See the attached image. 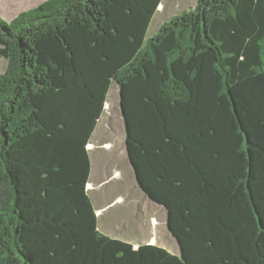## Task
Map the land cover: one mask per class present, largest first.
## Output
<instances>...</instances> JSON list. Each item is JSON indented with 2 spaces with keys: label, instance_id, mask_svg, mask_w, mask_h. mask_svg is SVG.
Masks as SVG:
<instances>
[{
  "label": "trees",
  "instance_id": "trees-1",
  "mask_svg": "<svg viewBox=\"0 0 264 264\" xmlns=\"http://www.w3.org/2000/svg\"><path fill=\"white\" fill-rule=\"evenodd\" d=\"M47 0L0 18V264H264V0ZM115 83L137 188L179 247L107 236L89 196Z\"/></svg>",
  "mask_w": 264,
  "mask_h": 264
},
{
  "label": "rangeland",
  "instance_id": "rangeland-1",
  "mask_svg": "<svg viewBox=\"0 0 264 264\" xmlns=\"http://www.w3.org/2000/svg\"><path fill=\"white\" fill-rule=\"evenodd\" d=\"M45 1L47 0H0V18L9 23L20 13L35 8ZM176 1L178 3L177 7L174 6ZM194 3L195 0H164V6L163 5L162 6L164 12H166L165 14L167 16H170V15L179 14L181 10L184 11L187 10L188 8L194 7ZM160 11H161V6H160ZM160 16L156 15L155 18L153 19V22L147 34V39H149L151 36L155 34L157 30V26L161 21ZM6 65H7L6 61L0 59V73H2L5 70ZM107 104L108 105L106 106V108L108 107V110L105 111L103 117L107 118L108 116L110 119L112 118L111 127L113 130L111 132L107 131L108 133H106V130H104L100 125L99 127L96 128V130L97 129L98 130L94 134V137L92 138V142L96 140V138L101 133H106L105 134L106 138L108 137L109 141L113 145H117V147L114 149V153L112 154V156L114 155L115 158L112 159L107 169H109L108 173H111L112 169H117L121 177L115 178L112 181V183L108 187H106V189L109 187L111 188L115 187L118 189L123 187L125 191L128 190L131 191L129 188L130 183L129 180L127 179L128 173H130V175L132 176L133 184L136 183H134L133 171L128 163L127 156L125 154V149H124L125 131H124L123 121L121 118L120 108H119L118 88L115 85V83H112L109 89L107 95ZM92 155L93 157H95L94 153H92ZM125 166L128 168V170L125 169ZM91 181H93L92 178ZM139 193L141 194L140 196L141 199L132 200L133 204L132 206L127 208L128 211H125L126 213L125 215H124V211L122 210V208H124L122 205L116 206L107 211L109 215H114L115 213L121 214L122 216L128 215L129 216L128 218H132L133 224L135 223V227L133 226L134 228H130L127 230H120L119 233H122L123 235L120 238L126 241H140L143 243L146 242L149 244H154L167 250L169 253L178 256L179 247L176 240L171 236V234L169 233L166 227V213L164 209L149 201L141 191H139ZM112 206H110L109 208H111ZM135 214H137L136 215L137 220L134 218ZM103 223L105 222L101 218H99L100 230H104L102 227Z\"/></svg>",
  "mask_w": 264,
  "mask_h": 264
},
{
  "label": "crops",
  "instance_id": "crops-1",
  "mask_svg": "<svg viewBox=\"0 0 264 264\" xmlns=\"http://www.w3.org/2000/svg\"><path fill=\"white\" fill-rule=\"evenodd\" d=\"M195 3H196V0H195ZM162 5L164 6V0L162 1L160 5L161 11H160V6H159L158 12H157V15L159 16L161 15L160 16L161 21L159 22V24L165 21L164 19L165 17L173 16V15L167 16L165 14L166 12H164ZM174 6L175 7L178 6L177 1L174 4ZM106 110H108V107L106 108ZM111 120L112 118L110 119L108 116L107 118L102 117L97 127L101 125V127L104 130H106V133H108L107 131L111 132L113 130L111 127ZM97 130H95L94 134L96 133ZM106 133H101L96 138V140H94L93 142L91 140L90 145L88 147L90 151V165H91L88 191H89L90 199L92 200L95 210L97 211L98 229H99V218H101L105 222L102 225L104 230L99 229V231L107 236H110L116 239H121L120 237H122L123 235L122 233H119L120 230H127V229L135 227V223L133 224L132 218H128L129 217L128 215L127 216H124V215L126 214L125 211H128L127 208L132 206L133 204L132 200L141 199L140 197L141 194L139 193L140 190L137 188L136 184H133L132 176L130 175V173L127 174V179L129 180V183H130L129 188L131 191L129 190L125 191L123 187L120 189L115 188V187L113 188L109 187L106 189V187H108L115 178L121 177L117 169H112V172L108 173L109 169H107V167L112 161V159L115 158L114 155L112 156V154L114 153V149L117 147V145H113L109 141L108 137L106 138L105 136ZM94 134H93V137H94ZM124 149H125V146H124ZM92 153L95 154L94 155L95 157H93ZM125 169L128 170L126 166H125ZM91 178L93 179V181H91ZM134 183H136L135 177H134ZM119 205H122L124 207L122 208V210L124 211L123 216L118 213H115L114 215H109V213H107L108 210L116 206H119ZM110 206L112 207L109 208ZM136 215L137 214H135L134 216L135 219H136ZM127 242L133 243L135 245L149 244V243H146V242L143 243L140 241H127Z\"/></svg>",
  "mask_w": 264,
  "mask_h": 264
}]
</instances>
